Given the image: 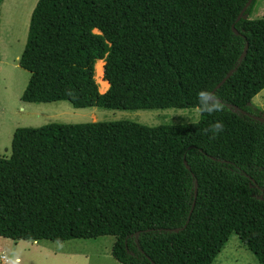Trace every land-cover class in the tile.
I'll use <instances>...</instances> for the list:
<instances>
[{
	"label": "trees",
	"instance_id": "16d2710c",
	"mask_svg": "<svg viewBox=\"0 0 264 264\" xmlns=\"http://www.w3.org/2000/svg\"><path fill=\"white\" fill-rule=\"evenodd\" d=\"M248 1L39 0L21 101L199 109L207 89L222 110L156 127L17 128L11 156H0V237L110 236L121 264H213L236 234L264 264V121L251 106L264 90V18L247 17L253 0L238 20ZM215 120L224 127L213 135Z\"/></svg>",
	"mask_w": 264,
	"mask_h": 264
},
{
	"label": "rangeland",
	"instance_id": "374dc122",
	"mask_svg": "<svg viewBox=\"0 0 264 264\" xmlns=\"http://www.w3.org/2000/svg\"><path fill=\"white\" fill-rule=\"evenodd\" d=\"M38 1L0 0L2 30L0 42V156L6 158L11 156L13 135L19 127L38 128L51 123L76 124L120 120L156 127L196 123L200 120L201 114L196 108L122 111L98 107L76 109L68 101L41 104L21 101V95L28 84L30 75L20 68L19 59L26 45L31 14ZM247 17L249 19L264 18V0H257ZM98 64L99 62L96 67ZM102 79L96 76L100 92L104 93L108 88H104ZM21 106L24 107V111L20 110ZM251 106L259 112L260 116L264 117V90L253 98ZM72 241L77 242V240ZM50 242L54 249H59L67 241ZM97 242L109 249V246L115 242V238L105 236ZM0 246L2 247L0 258L4 260L5 258L15 259L18 256L21 257V264H63L62 257L48 256L43 250L38 253L34 247L32 249L24 243L10 240ZM213 264L259 263L255 256L242 245L238 236L232 234Z\"/></svg>",
	"mask_w": 264,
	"mask_h": 264
},
{
	"label": "crops",
	"instance_id": "0c3cea01",
	"mask_svg": "<svg viewBox=\"0 0 264 264\" xmlns=\"http://www.w3.org/2000/svg\"><path fill=\"white\" fill-rule=\"evenodd\" d=\"M1 34L2 30L0 21V42L2 37ZM20 110L24 111V107L21 106ZM101 238L102 237L88 240H77V242L70 240L62 244V247L59 249H54L52 243L47 240L17 242L24 243L31 248L34 247L35 251L38 253L39 251L43 250V252L47 253L48 256H54L58 258L62 257L63 264H121L111 254L114 243H112L109 246V249H107L106 246L104 247L100 245L101 243L97 242V240ZM8 241H10V239H4L0 237V244H5ZM1 250L2 247L0 246V252H2ZM20 262L21 257L18 256L15 257V259L5 258L4 260L0 258V264H21Z\"/></svg>",
	"mask_w": 264,
	"mask_h": 264
},
{
	"label": "clouds",
	"instance_id": "9594fccd",
	"mask_svg": "<svg viewBox=\"0 0 264 264\" xmlns=\"http://www.w3.org/2000/svg\"><path fill=\"white\" fill-rule=\"evenodd\" d=\"M196 100L199 110L202 113L212 114L214 112H220L222 110V104L211 94L207 89H200L196 93ZM223 123L220 120L213 121L208 129L213 135L223 131Z\"/></svg>",
	"mask_w": 264,
	"mask_h": 264
},
{
	"label": "water",
	"instance_id": "95a60500",
	"mask_svg": "<svg viewBox=\"0 0 264 264\" xmlns=\"http://www.w3.org/2000/svg\"><path fill=\"white\" fill-rule=\"evenodd\" d=\"M252 1H253V0H249V1H248V3L246 4V6H245L244 9H243V12L239 15L238 20H240V19L246 17V16L244 15V12H245L246 9L251 5ZM232 29H233V31H234L235 33H237V31H236V29H235L234 26L232 27ZM230 75H231V74H229V75L227 76V78H228ZM227 78H225V79H224V80L218 85V87H220V86L223 84V82H224ZM258 119L261 120V121H264V117H263V116L258 117Z\"/></svg>",
	"mask_w": 264,
	"mask_h": 264
}]
</instances>
